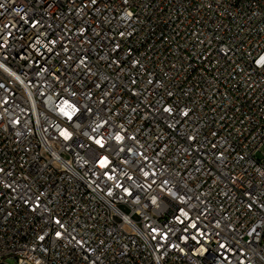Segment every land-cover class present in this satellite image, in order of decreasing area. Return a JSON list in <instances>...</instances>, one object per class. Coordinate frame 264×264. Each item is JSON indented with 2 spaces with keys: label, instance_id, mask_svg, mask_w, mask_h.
<instances>
[{
  "label": "built area",
  "instance_id": "1",
  "mask_svg": "<svg viewBox=\"0 0 264 264\" xmlns=\"http://www.w3.org/2000/svg\"><path fill=\"white\" fill-rule=\"evenodd\" d=\"M264 264V0H0V264Z\"/></svg>",
  "mask_w": 264,
  "mask_h": 264
},
{
  "label": "rangeland",
  "instance_id": "2",
  "mask_svg": "<svg viewBox=\"0 0 264 264\" xmlns=\"http://www.w3.org/2000/svg\"><path fill=\"white\" fill-rule=\"evenodd\" d=\"M12 264L14 263V261H10Z\"/></svg>",
  "mask_w": 264,
  "mask_h": 264
}]
</instances>
